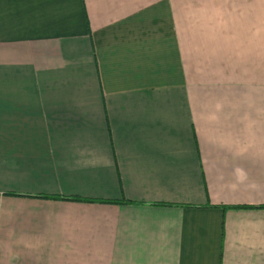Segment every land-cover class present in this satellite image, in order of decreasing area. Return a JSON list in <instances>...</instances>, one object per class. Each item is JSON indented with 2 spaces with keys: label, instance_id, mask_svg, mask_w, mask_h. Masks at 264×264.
Listing matches in <instances>:
<instances>
[{
  "label": "crops",
  "instance_id": "0c3cea01",
  "mask_svg": "<svg viewBox=\"0 0 264 264\" xmlns=\"http://www.w3.org/2000/svg\"><path fill=\"white\" fill-rule=\"evenodd\" d=\"M0 264H264V0H0Z\"/></svg>",
  "mask_w": 264,
  "mask_h": 264
},
{
  "label": "trees",
  "instance_id": "16d2710c",
  "mask_svg": "<svg viewBox=\"0 0 264 264\" xmlns=\"http://www.w3.org/2000/svg\"><path fill=\"white\" fill-rule=\"evenodd\" d=\"M40 198H45V199H62V197H54V196H48V195H43V196H38ZM65 199V198H64ZM69 200H74V201H97V200H91V199H82V198H67ZM98 202H108V201H98ZM164 205V204H163Z\"/></svg>",
  "mask_w": 264,
  "mask_h": 264
}]
</instances>
